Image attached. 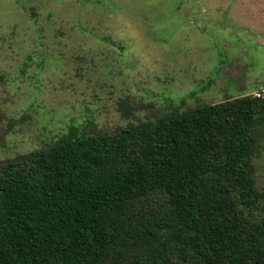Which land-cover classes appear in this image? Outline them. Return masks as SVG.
Instances as JSON below:
<instances>
[{
  "label": "trees",
  "instance_id": "obj_1",
  "mask_svg": "<svg viewBox=\"0 0 264 264\" xmlns=\"http://www.w3.org/2000/svg\"><path fill=\"white\" fill-rule=\"evenodd\" d=\"M263 149L264 92L71 126L1 166L0 264H264Z\"/></svg>",
  "mask_w": 264,
  "mask_h": 264
},
{
  "label": "rangeland",
  "instance_id": "obj_2",
  "mask_svg": "<svg viewBox=\"0 0 264 264\" xmlns=\"http://www.w3.org/2000/svg\"><path fill=\"white\" fill-rule=\"evenodd\" d=\"M0 77L1 168L71 126L264 92V0H0Z\"/></svg>",
  "mask_w": 264,
  "mask_h": 264
}]
</instances>
